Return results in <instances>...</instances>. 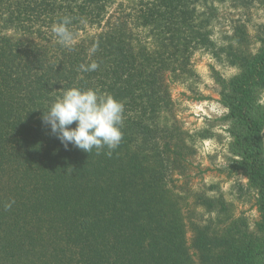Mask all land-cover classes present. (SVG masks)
<instances>
[{"label":"trees","instance_id":"trees-1","mask_svg":"<svg viewBox=\"0 0 264 264\" xmlns=\"http://www.w3.org/2000/svg\"><path fill=\"white\" fill-rule=\"evenodd\" d=\"M110 1L0 0V264H264V12L256 47L237 23L216 46L210 28L222 0H138L87 40L57 43L54 24L70 17L76 34L99 26ZM196 50L235 67L215 76L226 171L246 177L260 219L251 232L220 191L192 193L187 244L185 207L167 178L213 133L166 123L164 79L188 78ZM93 61L95 71L80 70ZM74 87L123 103L111 156L65 148L42 122L43 109Z\"/></svg>","mask_w":264,"mask_h":264},{"label":"rangeland","instance_id":"rangeland-1","mask_svg":"<svg viewBox=\"0 0 264 264\" xmlns=\"http://www.w3.org/2000/svg\"><path fill=\"white\" fill-rule=\"evenodd\" d=\"M138 0H111L107 13L99 26L84 27L76 34L75 43L102 32L106 29L114 16L125 9L132 11ZM216 21L211 25L212 40L216 46L222 45V40L229 35L235 23L245 26L249 36V44L256 47L254 41L256 34L263 23L264 6L258 0H222L216 3ZM133 26H129L131 31ZM136 32V30L131 31ZM7 36L18 38L16 33L5 31ZM148 38V30L143 32ZM143 39V38H140ZM41 45L46 43L39 42ZM255 49V48H254ZM225 60L223 54L220 55ZM188 78L178 74H166L165 83L172 103L171 110L164 115L169 126L181 130L189 135L198 134L209 130L213 136L196 141V151L185 158L183 170L173 169L167 178L170 191L181 196L180 204L185 207V223L187 225L186 241H191L188 227V214L193 211L192 193L205 191L207 195L220 191L228 203L232 217L243 218L248 224L249 231L253 232L255 223L260 219V214L255 204V194L247 186L246 177L226 171L228 157L227 126L221 121L226 113L220 103L219 85L215 79L216 74L228 78L234 73L235 67L227 62H218L213 55L204 50H196L190 57ZM264 104V91L260 96ZM202 138V139H201ZM238 184L243 188L239 190ZM210 187H214L210 191ZM200 213L199 211H196ZM194 218V215H192Z\"/></svg>","mask_w":264,"mask_h":264},{"label":"clouds","instance_id":"clouds-1","mask_svg":"<svg viewBox=\"0 0 264 264\" xmlns=\"http://www.w3.org/2000/svg\"><path fill=\"white\" fill-rule=\"evenodd\" d=\"M70 17H63L53 25L52 32L57 43L65 48H71L76 39V33L70 30ZM95 47L91 49L94 53ZM96 62L81 64L84 72L95 71ZM124 105L111 95L98 94L95 90L71 88L53 102L46 110L43 109L42 122L51 133L65 146L72 145L86 153L93 149L97 154L107 148V155L121 143L123 133ZM75 123V127H71ZM6 204L5 208H10Z\"/></svg>","mask_w":264,"mask_h":264}]
</instances>
